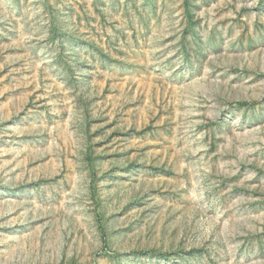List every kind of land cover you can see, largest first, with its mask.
<instances>
[{
  "label": "rangeland",
  "instance_id": "rangeland-1",
  "mask_svg": "<svg viewBox=\"0 0 264 264\" xmlns=\"http://www.w3.org/2000/svg\"><path fill=\"white\" fill-rule=\"evenodd\" d=\"M0 264H264V0H0Z\"/></svg>",
  "mask_w": 264,
  "mask_h": 264
}]
</instances>
